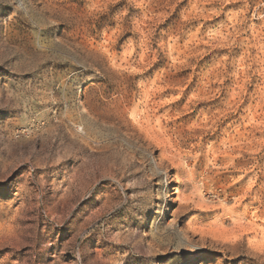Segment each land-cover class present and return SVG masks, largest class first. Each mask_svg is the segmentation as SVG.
I'll return each instance as SVG.
<instances>
[{
    "label": "rangeland",
    "instance_id": "1",
    "mask_svg": "<svg viewBox=\"0 0 264 264\" xmlns=\"http://www.w3.org/2000/svg\"><path fill=\"white\" fill-rule=\"evenodd\" d=\"M0 264H264V0H0Z\"/></svg>",
    "mask_w": 264,
    "mask_h": 264
},
{
    "label": "bare ground",
    "instance_id": "2",
    "mask_svg": "<svg viewBox=\"0 0 264 264\" xmlns=\"http://www.w3.org/2000/svg\"><path fill=\"white\" fill-rule=\"evenodd\" d=\"M109 119L112 120L111 117H110ZM148 122H149V120H148ZM151 131H152V130H151ZM153 136H154V135H153ZM154 138H155V137H154ZM162 142H163V141H162ZM159 143H161V142H159ZM170 147H172V146H170ZM167 148H168V147H167ZM164 149H165V148H164ZM167 150H168V149H167ZM163 152H164V150H163ZM165 152H168V151H165ZM169 152H171V151H169ZM161 154H163V153H161ZM163 156H164V155H162V157H163ZM166 156H167V155H166ZM166 156H165V158L167 159ZM162 157H161V158H162ZM168 157H169V156H168ZM169 158H170V157H169ZM171 158H172V157H171ZM177 158H178V157H177ZM174 159H175V158H174ZM172 160H173V159H172ZM172 160H171V161H172ZM163 161H164V160H163ZM169 161H170V160H169ZM160 162H161V161H160ZM160 165H161V163H160ZM172 220H173V219H172ZM120 239H121V238H120ZM120 239H119V240H120ZM153 243H154V245H155L156 247H160L158 241L154 240ZM160 248H161V247H160ZM159 250H161V249H159Z\"/></svg>",
    "mask_w": 264,
    "mask_h": 264
}]
</instances>
